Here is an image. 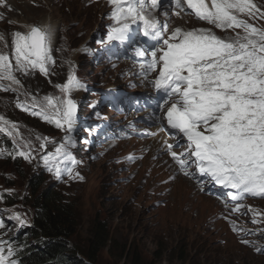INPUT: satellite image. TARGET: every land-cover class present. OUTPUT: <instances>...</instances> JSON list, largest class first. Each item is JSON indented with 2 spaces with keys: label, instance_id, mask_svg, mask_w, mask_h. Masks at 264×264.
<instances>
[{
  "label": "rangeland",
  "instance_id": "rangeland-1",
  "mask_svg": "<svg viewBox=\"0 0 264 264\" xmlns=\"http://www.w3.org/2000/svg\"><path fill=\"white\" fill-rule=\"evenodd\" d=\"M29 1L34 3V7L28 5L30 13L39 18L38 14L49 12L56 24L54 41L50 34L55 63L48 66V75L38 69L27 75L16 72L22 86L7 95L0 91V117L9 122L3 134L9 144L0 143V221L4 225L0 241L5 247L19 227L32 223V209L24 195L31 176L45 167L43 186L51 187L74 208L78 235L74 241H86L95 218L109 229L115 242L98 254V264H129V258L119 259L125 248L136 252L140 264H264L263 255L239 246L226 229L218 216L217 201L175 174L162 145H174L175 138L157 133L158 128L139 119L148 117L144 110L124 113L103 99V91L127 86L128 72L137 63L120 41L112 42L125 53L107 58L108 32L117 25L111 10L105 12L103 1L47 0L45 11L41 5L37 8L40 0ZM24 3L4 6L9 11L6 20L0 10L1 53H11L12 33L26 32L18 20L26 19L33 26L44 24L26 16ZM253 3L264 10V0ZM134 39L139 40V35ZM70 73L83 85L71 93L79 126L75 125L73 143L66 147L71 159L59 163L57 176L49 171L43 156L64 143L66 132L24 112L16 100L32 103L33 97H60L57 86L66 83ZM12 124L17 128L10 136ZM25 142L29 148L24 147ZM21 150L30 151L31 159L18 155ZM8 199L12 200L9 204ZM258 204L264 207V200Z\"/></svg>",
  "mask_w": 264,
  "mask_h": 264
},
{
  "label": "snow or ice",
  "instance_id": "snow-or-ice-1",
  "mask_svg": "<svg viewBox=\"0 0 264 264\" xmlns=\"http://www.w3.org/2000/svg\"><path fill=\"white\" fill-rule=\"evenodd\" d=\"M171 3L174 14H192L212 27L175 28L162 43L157 39L151 51L136 49L137 56L151 57L141 66L145 69L143 74L147 77L148 73H156L152 86L164 94L159 105L163 115L157 119L166 122L168 128L186 141L182 151L173 144L165 147L184 176L197 180L207 177L230 190L228 195L236 202L232 211L238 212L244 207L239 202L246 196L264 197V29L240 18L264 19V11L253 0H171ZM109 4L113 8L111 18L117 25L109 29V42L125 41L131 26L137 23L142 24L146 37H159V21L152 10L160 7V0H109ZM4 6L5 0H0V7ZM213 28L231 30L235 35L220 37ZM164 29L167 30V25ZM3 39L0 35V41ZM8 46L5 42V47ZM11 49V54L0 53V91H15L12 86H22L16 72L27 75L38 69L48 75V66L55 63L50 34L39 26L12 33ZM57 87L62 93L60 97L43 100L33 97L31 109L23 104L18 106L48 122L54 119L56 127L66 132L64 143L54 153L43 156L49 171L59 176V163L71 159L66 147L73 143L71 133L77 123V103L71 93L83 85L70 73L67 82ZM8 124L0 117V132H5L4 126ZM16 128L12 124L8 135H13ZM24 147L30 146L25 142ZM17 154L31 159L30 151L21 150ZM71 162L74 166L75 161ZM71 173L69 168L70 176ZM248 210L259 214L250 207ZM13 255L11 245L5 247V242L0 241V264H17Z\"/></svg>",
  "mask_w": 264,
  "mask_h": 264
},
{
  "label": "trees",
  "instance_id": "trees-1",
  "mask_svg": "<svg viewBox=\"0 0 264 264\" xmlns=\"http://www.w3.org/2000/svg\"><path fill=\"white\" fill-rule=\"evenodd\" d=\"M43 171L44 167L31 176L24 195L25 203L32 209V223L20 231L22 240L16 247L18 264H98V254L107 244L115 242L109 229L95 218L86 241H74L78 236L74 208L51 187L43 186ZM125 257L129 258V264H140L133 249L125 248L119 259Z\"/></svg>",
  "mask_w": 264,
  "mask_h": 264
},
{
  "label": "clouds",
  "instance_id": "clouds-1",
  "mask_svg": "<svg viewBox=\"0 0 264 264\" xmlns=\"http://www.w3.org/2000/svg\"><path fill=\"white\" fill-rule=\"evenodd\" d=\"M9 94L8 92L6 95ZM157 131L164 132L167 136H173L175 138L174 145H177V150L182 151L181 147L186 141L182 140L180 135L167 127L166 122L162 123L161 128L157 127ZM156 129V128H155ZM163 129V130H162ZM143 134V133H142ZM163 155L170 162L175 174L181 179L187 180L191 185L195 187V190L200 193H206L209 197L216 200V204L219 206L220 213L219 218L226 226V229L230 232L233 238L238 242L239 246L247 249H253L255 253L264 256V251H257V248L264 249V207L258 204L259 201L264 200V197L246 196V198L239 203L243 204L238 212H233L232 208L236 202H233L228 195L230 190L225 189L214 182H211L207 177H198L197 179H189L184 176L179 170L177 165L173 162L171 156L166 150L164 144ZM256 210L259 214L250 212L248 209ZM255 218L256 223H253ZM231 221V223H230ZM27 228V227H25ZM236 229L235 231L233 229ZM242 240L249 241V244L242 243Z\"/></svg>",
  "mask_w": 264,
  "mask_h": 264
},
{
  "label": "bare ground",
  "instance_id": "bare-ground-1",
  "mask_svg": "<svg viewBox=\"0 0 264 264\" xmlns=\"http://www.w3.org/2000/svg\"><path fill=\"white\" fill-rule=\"evenodd\" d=\"M27 2V3H24L23 5H24V11L26 12V16H28L29 18L31 17L32 19L34 18V20H36L37 22H38V25L40 24V23H44L42 26H40V27H42V28H44V29H46L47 31H49V34H51V38H52V40L54 41V38H55V34H54V29H55V26H56V24H55V22L53 21V19H52V15H51V13H49V12H43L42 14H38L40 17L38 18H36L35 17V15H34V13H30L29 12V10H31V8L30 7H28V5H30L31 3V6H33L34 7V3L33 2H30L29 0H5V3H6V5H11V4H13V3H15V4H18V2ZM35 1V0H34ZM86 2H88V0L86 1ZM40 5H41V8L43 7V10L42 11H45V7H48V3H47V0H40V4H38L37 3V8H39L40 7ZM103 5H104V8H105V12L106 13H108V11H110V4H109V0H104V2H103ZM16 6H18V5H16ZM0 10H2L3 11V13H2V17H6V14H8V10L7 11H5V9H4V7H0ZM26 16H24V17H26ZM3 18V19H4ZM36 18V19H35ZM5 20H6V18H5ZM4 21V20H3ZM18 23L21 25V27L24 29V30H28V27L29 26H33V25H27V23H28V21L26 20V19H20V20H18ZM33 24V23H32ZM35 24V23H34ZM4 29V28H3ZM2 31V30H1ZM2 49V48H1ZM1 51V50H0ZM1 53V52H0ZM11 54V53H10ZM96 59H97V57H96ZM14 88H16V89H19L17 86H13ZM20 93H21V91H20ZM163 138V137H162ZM161 138V139H162ZM162 141V140H161ZM166 142V141H165Z\"/></svg>",
  "mask_w": 264,
  "mask_h": 264
}]
</instances>
